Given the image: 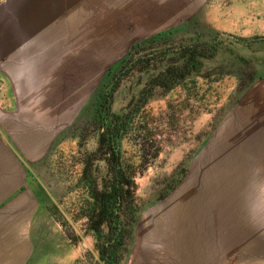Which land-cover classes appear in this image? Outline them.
Wrapping results in <instances>:
<instances>
[{
  "label": "rangeland",
  "instance_id": "1",
  "mask_svg": "<svg viewBox=\"0 0 264 264\" xmlns=\"http://www.w3.org/2000/svg\"><path fill=\"white\" fill-rule=\"evenodd\" d=\"M187 63L192 71L172 89L153 85ZM0 74L27 82L0 86L19 94L0 107L32 120L27 126L47 142L34 181L41 243L26 264H99L79 218L87 201L80 181L111 116L125 121L115 146L138 208L120 264H177L200 226L194 209L216 204L189 201L194 157L216 140L230 97L264 80V0H0ZM87 171L98 181L104 161ZM254 231L264 241V228ZM211 241L196 251L220 258L234 249ZM242 251L264 264V244Z\"/></svg>",
  "mask_w": 264,
  "mask_h": 264
},
{
  "label": "crops",
  "instance_id": "2",
  "mask_svg": "<svg viewBox=\"0 0 264 264\" xmlns=\"http://www.w3.org/2000/svg\"><path fill=\"white\" fill-rule=\"evenodd\" d=\"M262 81H253L240 88L239 95L234 93L230 97L227 112L217 125L216 140H206L194 157L195 193L189 201L199 200L201 204L202 197L209 196L216 204L208 209L205 200L194 209L192 215L195 213L200 218V226L195 224L192 235L184 241L185 252L178 253L177 264H205L203 261L217 264L218 260L225 264H259L261 260L258 256L253 258L257 263L253 262L242 250L250 243L264 244L260 234L254 231L264 228ZM24 83L27 82L23 78L0 74V86ZM18 96L1 93L0 87V102L7 98L13 101ZM27 122L32 120H26L19 111H4L0 107V264L32 261L36 246L41 243L35 236L42 207L34 181L35 166L43 159V145L47 146V142L42 145L41 132L27 126ZM250 199L255 200L253 208L247 204ZM254 219L262 223L254 224ZM210 241L229 244L234 249L220 258L196 251V245Z\"/></svg>",
  "mask_w": 264,
  "mask_h": 264
},
{
  "label": "trees",
  "instance_id": "3",
  "mask_svg": "<svg viewBox=\"0 0 264 264\" xmlns=\"http://www.w3.org/2000/svg\"><path fill=\"white\" fill-rule=\"evenodd\" d=\"M190 64V62H189ZM192 70L188 63L184 68H170L161 73L153 85L163 90H170ZM125 121L111 116L101 135L98 148L93 157L85 159L81 181L87 192V201L81 208L79 218L84 221L86 233L95 239L94 249L98 254L99 264H120L124 243L129 236L131 225L138 210L134 200V183L129 173L130 166H125L116 152V144L124 133ZM103 160L105 176L101 179L87 175L93 162Z\"/></svg>",
  "mask_w": 264,
  "mask_h": 264
}]
</instances>
